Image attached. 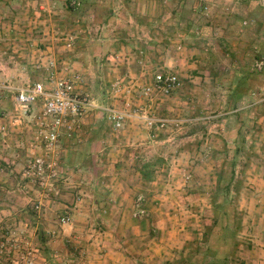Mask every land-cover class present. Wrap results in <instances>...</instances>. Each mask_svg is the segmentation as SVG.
Instances as JSON below:
<instances>
[{
  "label": "rangeland",
  "instance_id": "1",
  "mask_svg": "<svg viewBox=\"0 0 264 264\" xmlns=\"http://www.w3.org/2000/svg\"><path fill=\"white\" fill-rule=\"evenodd\" d=\"M52 61L129 116L90 110L45 190L16 95ZM159 72L180 85L145 95ZM0 116V264H93L129 239L158 255L135 264H264V0H0Z\"/></svg>",
  "mask_w": 264,
  "mask_h": 264
},
{
  "label": "built area",
  "instance_id": "2",
  "mask_svg": "<svg viewBox=\"0 0 264 264\" xmlns=\"http://www.w3.org/2000/svg\"><path fill=\"white\" fill-rule=\"evenodd\" d=\"M73 37L66 39V46L71 47ZM263 62L257 63L261 69ZM56 63H50V72L44 79L37 80L17 89L16 107L21 115L33 125V136L29 147L30 159L23 169L26 178L35 180L45 190L59 180L60 147L63 138L75 134L90 110L100 109L115 131L124 128L127 117L125 111L112 107L100 106L88 95L79 92L78 76H59L54 70ZM180 85L179 78L173 73L159 72L153 83L143 88L145 95L161 93L170 95ZM119 87V82L115 83ZM152 124V120H150ZM4 128V127H3ZM143 197L138 198V207ZM142 210L139 209L141 214ZM66 224L69 217H62Z\"/></svg>",
  "mask_w": 264,
  "mask_h": 264
},
{
  "label": "crops",
  "instance_id": "3",
  "mask_svg": "<svg viewBox=\"0 0 264 264\" xmlns=\"http://www.w3.org/2000/svg\"><path fill=\"white\" fill-rule=\"evenodd\" d=\"M23 119H24V122H28V119H26V118H23ZM0 124H6L7 125L5 119L3 117H1V116H0ZM26 125H28V124H26ZM13 126H16V124L13 123ZM25 128L26 127H22V128L17 127L16 129L17 130H23L24 131ZM87 128H89V127L85 126V122L83 120L81 127L77 131L78 134L76 132L75 134H73L70 137L66 136L65 138H63L62 143H61L60 150L62 149L63 150V153L65 154L66 149H65L64 145L67 142V140L70 139L71 137H74V135H76L77 137H80L84 131H87ZM94 128H96V130L97 129L99 130L98 131L99 138L94 136V137H92V140L94 142H96L97 139L98 140L100 139V141L101 140L104 141V138H103L104 136L102 135V133H100V130H102L101 129V124L99 125V127L98 126L97 127L94 126ZM14 129H15V127L12 128V130H14ZM32 133H33V131H32ZM88 138H90V137H87V139ZM79 141H81V139ZM118 172L119 171L114 172V171H111L110 170L109 172L104 173L103 174V177H105V176H109L110 177L111 175L114 176V175H118V174L122 175L121 173H118ZM119 189H116V191H119V192L126 191L125 188L122 185H121V187H119ZM135 238H137V237H135ZM137 239H139V238H137ZM121 240H122V238H121ZM132 241H134V240H130L129 239V240L125 241V243H128V247L127 248L124 247V248H122L120 250H118V249H116V250H109L108 253L106 254V256L103 257V259L100 260L99 258H97V260L96 259L94 260L93 264H135L136 259L139 258V257H141L140 259L143 261V259H144L143 255H146V258L147 259L149 258V260H153L154 258L158 257L157 253H155L153 251V249L155 250L154 247H151V249L145 250V249L148 248V246L151 245V243L146 244L143 241H141V243H140L141 245H135L134 246V242L131 243ZM255 242L259 244V240H256ZM116 244H119V243L117 242ZM129 245H131V248L134 249L133 252L131 250H129ZM257 249H259V246H257ZM133 253L136 254V255H133Z\"/></svg>",
  "mask_w": 264,
  "mask_h": 264
},
{
  "label": "trees",
  "instance_id": "4",
  "mask_svg": "<svg viewBox=\"0 0 264 264\" xmlns=\"http://www.w3.org/2000/svg\"><path fill=\"white\" fill-rule=\"evenodd\" d=\"M241 150H242V148L240 147V146H237V154H239L240 152H241ZM145 177H148V176H151V173H147V174H143ZM230 188V186L228 185L225 189L224 188H221L220 189V192H222L223 194H228V192H227V190ZM221 207V206H220ZM213 225L214 226H216V225H218V221H217V219L216 220H214V222H213ZM210 229H211V227H210Z\"/></svg>",
  "mask_w": 264,
  "mask_h": 264
}]
</instances>
